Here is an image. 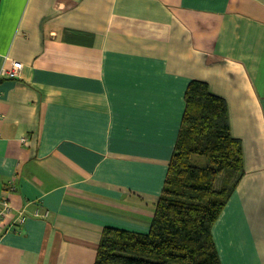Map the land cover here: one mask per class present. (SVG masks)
Returning a JSON list of instances; mask_svg holds the SVG:
<instances>
[{
    "label": "crops",
    "instance_id": "0c3cea01",
    "mask_svg": "<svg viewBox=\"0 0 264 264\" xmlns=\"http://www.w3.org/2000/svg\"><path fill=\"white\" fill-rule=\"evenodd\" d=\"M0 264H95L151 229L193 80L224 97L245 175L212 234L264 264V0H1ZM47 212L46 217L36 212Z\"/></svg>",
    "mask_w": 264,
    "mask_h": 264
},
{
    "label": "trees",
    "instance_id": "16d2710c",
    "mask_svg": "<svg viewBox=\"0 0 264 264\" xmlns=\"http://www.w3.org/2000/svg\"><path fill=\"white\" fill-rule=\"evenodd\" d=\"M185 100L150 231L105 227L95 264H223L212 231L244 178L243 142L232 134L227 100L206 82L191 81Z\"/></svg>",
    "mask_w": 264,
    "mask_h": 264
},
{
    "label": "built area",
    "instance_id": "2783aa9c",
    "mask_svg": "<svg viewBox=\"0 0 264 264\" xmlns=\"http://www.w3.org/2000/svg\"><path fill=\"white\" fill-rule=\"evenodd\" d=\"M22 64L20 62L13 61L10 68H4L0 72V80L3 77H18L22 72ZM12 202L7 198H2L0 196V227H7L9 229H15L20 225H23L27 222L28 217L23 211L15 212ZM47 212L37 211L36 216L46 217Z\"/></svg>",
    "mask_w": 264,
    "mask_h": 264
},
{
    "label": "rangeland",
    "instance_id": "374dc122",
    "mask_svg": "<svg viewBox=\"0 0 264 264\" xmlns=\"http://www.w3.org/2000/svg\"><path fill=\"white\" fill-rule=\"evenodd\" d=\"M198 161H200V159H198ZM201 161L203 162V163H205L207 160L205 159V158H201Z\"/></svg>",
    "mask_w": 264,
    "mask_h": 264
}]
</instances>
